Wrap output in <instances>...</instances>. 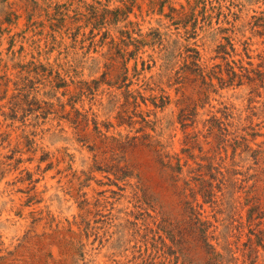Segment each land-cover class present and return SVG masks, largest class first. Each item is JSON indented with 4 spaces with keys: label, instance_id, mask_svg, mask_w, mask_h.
Segmentation results:
<instances>
[{
    "label": "rangeland",
    "instance_id": "rangeland-1",
    "mask_svg": "<svg viewBox=\"0 0 264 264\" xmlns=\"http://www.w3.org/2000/svg\"><path fill=\"white\" fill-rule=\"evenodd\" d=\"M0 264H264V0H0Z\"/></svg>",
    "mask_w": 264,
    "mask_h": 264
}]
</instances>
